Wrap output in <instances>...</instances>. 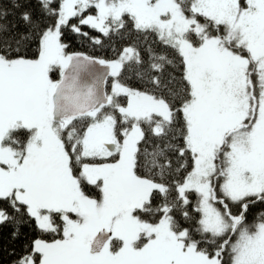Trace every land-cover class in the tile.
Here are the masks:
<instances>
[{"label":"snow or ice","instance_id":"6c2138e0","mask_svg":"<svg viewBox=\"0 0 264 264\" xmlns=\"http://www.w3.org/2000/svg\"><path fill=\"white\" fill-rule=\"evenodd\" d=\"M256 204L264 0H0V226L40 233L10 264H264Z\"/></svg>","mask_w":264,"mask_h":264},{"label":"trees","instance_id":"16d2710c","mask_svg":"<svg viewBox=\"0 0 264 264\" xmlns=\"http://www.w3.org/2000/svg\"><path fill=\"white\" fill-rule=\"evenodd\" d=\"M3 3L7 4V0H3ZM9 19H12V17H9ZM82 30L89 32L91 36L99 35V33L94 30H89L87 27H84ZM101 38L104 41L103 46L94 45L89 40L77 36L71 31H66L65 34V42L70 45L71 51H81L87 53L88 55L103 59H114L117 55V53L113 50L114 48L119 49L132 42V40L114 39L111 43H109L106 37ZM133 39H135V37H133ZM128 83H134V81L130 80ZM261 211H264V205L256 204L255 206H252L249 212V219ZM13 230L14 228L11 225L0 226V264H10L11 260L14 259V257L10 255L13 249L19 252L22 244L30 242L32 239L40 236V233L35 229L34 223L22 226L20 229L21 235L15 240L11 238ZM42 238L49 237L44 236Z\"/></svg>","mask_w":264,"mask_h":264},{"label":"water","instance_id":"95a60500","mask_svg":"<svg viewBox=\"0 0 264 264\" xmlns=\"http://www.w3.org/2000/svg\"><path fill=\"white\" fill-rule=\"evenodd\" d=\"M77 52H81V51H77Z\"/></svg>","mask_w":264,"mask_h":264}]
</instances>
